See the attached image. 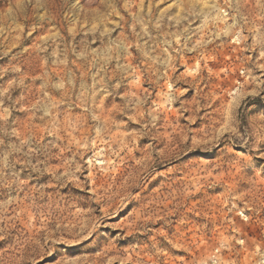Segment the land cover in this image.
Instances as JSON below:
<instances>
[{"label":"rangeland","instance_id":"obj_1","mask_svg":"<svg viewBox=\"0 0 264 264\" xmlns=\"http://www.w3.org/2000/svg\"><path fill=\"white\" fill-rule=\"evenodd\" d=\"M0 264H264V0H0Z\"/></svg>","mask_w":264,"mask_h":264}]
</instances>
